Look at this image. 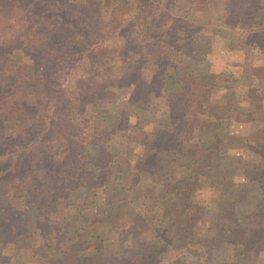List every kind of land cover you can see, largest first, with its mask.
Listing matches in <instances>:
<instances>
[{"label":"rangeland","instance_id":"374dc122","mask_svg":"<svg viewBox=\"0 0 264 264\" xmlns=\"http://www.w3.org/2000/svg\"><path fill=\"white\" fill-rule=\"evenodd\" d=\"M21 1L25 17L43 2L71 31L59 83L96 57L133 81L73 116L85 156L70 142L55 162L75 172L74 184L68 178L44 202L11 194L17 220L0 222V264H264V69L222 59L228 49L241 61L264 51V0L249 1L242 21L231 13L238 0ZM90 23L111 32L98 49L77 46ZM263 51L251 59L264 61ZM211 55L222 68L214 73ZM37 67L0 72V85L32 102L19 118L27 126L47 115L35 105L45 94Z\"/></svg>","mask_w":264,"mask_h":264},{"label":"trees","instance_id":"16d2710c","mask_svg":"<svg viewBox=\"0 0 264 264\" xmlns=\"http://www.w3.org/2000/svg\"><path fill=\"white\" fill-rule=\"evenodd\" d=\"M38 2L31 16L25 17L22 14L24 9L21 0H0V72L2 69L21 66L26 61H37L39 73L36 77L41 78L39 82L42 81L41 88L45 94H42L40 102L35 105L42 106L47 115L50 113V117L41 115L39 120L27 126L19 118H24V107L32 102L28 103L26 96L21 98L13 95L9 86L0 85V222L7 226H12L17 220L18 211L10 201L11 194L24 195L32 200L36 197L44 202L42 199L47 193L64 187L66 180L75 175L71 168H62L55 162L58 157L68 152L70 142L80 160L85 156L83 145L75 141L76 136L80 135L81 127L74 122L73 116L93 113L97 100L107 96L109 87L133 81L129 80L131 73L125 69L112 77L105 59L96 57L88 60L86 74L73 69V72L67 73L66 82L59 83L63 67L58 60L62 58L61 54L64 53L71 31H63L56 14L48 9L41 10L40 5L43 2ZM39 12L41 15L38 17ZM39 18L43 20L42 23H39ZM82 27L87 28L84 31ZM30 31L33 35H30ZM109 31L101 30L95 23L82 24V35L76 41L77 46H93L92 49H98L111 36ZM38 34H41L39 43L36 39ZM128 48V43H124L123 49L129 52ZM16 58L19 59L18 62ZM9 122L12 124L10 127ZM5 126H8L9 131H6ZM45 127L47 135L43 134L36 145L28 147L27 143ZM94 138L83 140L90 142ZM10 140L23 141L26 146L22 149H25L18 150ZM60 141L64 142L61 146L58 145ZM9 149L11 151H7ZM196 161L198 162V158ZM63 174L67 177H62ZM70 180L74 184V178Z\"/></svg>","mask_w":264,"mask_h":264},{"label":"crops","instance_id":"0c3cea01","mask_svg":"<svg viewBox=\"0 0 264 264\" xmlns=\"http://www.w3.org/2000/svg\"><path fill=\"white\" fill-rule=\"evenodd\" d=\"M249 1H251V0H238L237 1V3H239L240 4V6H237L238 8H237V11L238 12H236L235 10H233L231 13H233L232 15L233 16H237V20H239V21H242L243 20V18H244V15H243V12L245 11V9H246V7L249 5ZM257 49H255V51H253V52H256V54H261L260 52H262L263 50H259V51H256ZM242 53V51L241 50H239V49H228L227 50V55H229V56H223V60H225V61H228L229 62V65L232 67V68H238V67H257V68H262V69H264V61H262L261 59H259L258 60V58H256L255 60H252L251 59V55L253 54V52H249L248 54H246V57H245V60H243V61H241L240 60V57H238L237 55L239 54V53ZM264 52V51H263ZM243 54V53H242ZM262 54H264V53H262ZM209 57H211V58H209V60H211V62H209L208 64L211 66V69H210V72H215L216 71V68H219V69H222L221 68V64L219 65L218 63H217V61H218V58H216V57H214V56H209ZM237 70H239V71H241V70H244V68H239V69H237ZM247 71V70H246ZM263 78H264V76H262ZM262 77H255V79L257 80V81H260L261 82V78ZM252 82V79H250V83ZM264 85V83H262L261 82V85H260V87H262ZM219 92H221L222 93V91H219ZM143 117V116H142ZM188 149H186L185 151H187ZM134 160V159H133ZM149 162H150V160H149ZM158 164V163H157ZM147 170H149L148 168H142L140 171V176H142V175H148V171ZM217 192V191H216ZM219 198V197H218ZM218 198H217V202H218ZM129 200H131V199H129ZM153 202H154V199H153ZM163 202V201H162ZM125 205H126V203H125ZM132 247V246H131ZM109 257H110V259L112 260V263H113V261H115V262H117L116 260H115V258H116V256H115V253H110V255H109Z\"/></svg>","mask_w":264,"mask_h":264}]
</instances>
